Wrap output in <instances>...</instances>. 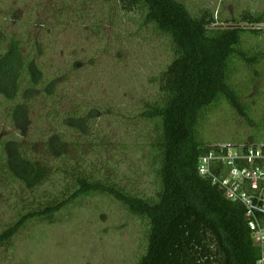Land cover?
<instances>
[{
    "label": "trees",
    "instance_id": "16d2710c",
    "mask_svg": "<svg viewBox=\"0 0 264 264\" xmlns=\"http://www.w3.org/2000/svg\"><path fill=\"white\" fill-rule=\"evenodd\" d=\"M104 1L109 2L95 3ZM110 1H116L125 14L140 15L139 26L150 27L167 41L172 53L156 79L159 96L139 116L154 129L145 134L146 140L137 135L135 144L141 139L144 145L156 194L144 197L105 179L104 173L94 175L83 165L72 166L74 160L67 154L73 139L97 137L95 112L89 110L85 118L80 111L55 110L63 91L46 74L45 48L31 32H10L0 21V110L5 112V123L19 131L31 112L46 111V119H54L52 126L59 131L57 136L44 137L43 152L21 140H0V180L21 186L19 199L26 191L33 195L29 205L20 206L14 225L0 233V249L29 223L56 224L61 210L103 197L145 224V252L137 264H256L260 250L244 207L201 177L198 167L215 145L202 138V125L221 106L238 112L256 132L249 141L226 143L264 142V123L255 120L251 104L264 98V78L257 96L252 95V86L264 77V51L249 43L264 37V11L223 19L210 9L194 13L181 0ZM224 23L226 27L219 25ZM240 74L248 78L243 86L236 80ZM46 186L52 188L48 193L43 191Z\"/></svg>",
    "mask_w": 264,
    "mask_h": 264
},
{
    "label": "rangeland",
    "instance_id": "374dc122",
    "mask_svg": "<svg viewBox=\"0 0 264 264\" xmlns=\"http://www.w3.org/2000/svg\"><path fill=\"white\" fill-rule=\"evenodd\" d=\"M95 1L0 0V21L10 32H31L45 48L46 74L63 91L55 110L61 114L80 111L85 118L89 110L95 112L97 137L71 140L67 155L74 160L72 166L83 165L84 171L94 175L104 173L105 179L151 197L157 187L147 171L148 157L141 139L135 145L136 136L146 140L145 134L154 129L139 116L159 96L156 79L171 61V49L150 27L139 26L137 13L125 14L116 1L100 5ZM181 1L194 13L210 9L223 19L264 11V0ZM249 43L264 51V37ZM263 78L252 86V95L259 93ZM245 79L240 74L236 80L243 86ZM255 100L251 101L252 113L258 123H264V106ZM256 101L264 102V98ZM4 115L0 110V140L31 143L36 152H43L44 137L59 133L52 126L54 119H46V111L42 115L31 112L27 125L19 131L5 123ZM252 135L256 132L245 118L226 105L210 113L201 128L208 145L249 141ZM47 187L43 189L46 193L52 190ZM21 190L17 184L0 180V233L14 225L23 203H31L29 191L19 199ZM146 237L143 221L112 199L94 197L82 200L79 207L61 210L56 224L29 223L7 248L0 249V264H137L145 252Z\"/></svg>",
    "mask_w": 264,
    "mask_h": 264
},
{
    "label": "built area",
    "instance_id": "2783aa9c",
    "mask_svg": "<svg viewBox=\"0 0 264 264\" xmlns=\"http://www.w3.org/2000/svg\"><path fill=\"white\" fill-rule=\"evenodd\" d=\"M199 175L225 191L245 209L253 242L264 264V142L215 144L202 157Z\"/></svg>",
    "mask_w": 264,
    "mask_h": 264
}]
</instances>
